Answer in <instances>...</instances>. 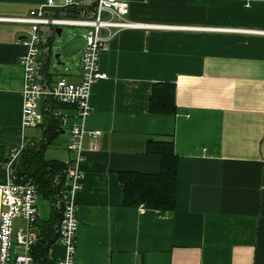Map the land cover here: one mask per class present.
<instances>
[{"label": "crops", "instance_id": "crops-1", "mask_svg": "<svg viewBox=\"0 0 264 264\" xmlns=\"http://www.w3.org/2000/svg\"><path fill=\"white\" fill-rule=\"evenodd\" d=\"M42 1L0 0V16L25 15ZM127 1L132 20L188 27L124 28L100 52L104 76L90 88L85 125L102 134L96 149L88 136L83 141L77 262L264 264V32L247 30L264 29V0ZM29 30L0 20V185L9 150L22 138L18 55ZM42 37L38 72L45 77L50 29ZM83 46L80 38V54ZM80 72L79 65L65 74L78 81ZM155 81L174 84V113L149 110ZM39 132L28 128V139ZM59 137L66 142L68 130ZM150 137H172L177 155L175 206L163 213L123 203L120 171L160 170V155L144 151ZM65 152L64 162L66 144ZM51 211H39L37 235ZM63 252L56 239L48 257Z\"/></svg>", "mask_w": 264, "mask_h": 264}, {"label": "built area", "instance_id": "built-area-1", "mask_svg": "<svg viewBox=\"0 0 264 264\" xmlns=\"http://www.w3.org/2000/svg\"><path fill=\"white\" fill-rule=\"evenodd\" d=\"M56 10L61 12L57 14ZM128 11L127 0H44L25 15L0 16V20L25 22L30 26L28 34L21 39L26 48L18 55V62L23 67L22 138L9 150L6 162L8 178L0 185V264H45L31 252L38 238L33 231L39 216L40 195L37 186L33 182L16 181L9 174L11 161L28 141L27 129L37 126L43 120L39 108L42 97H51L71 107L51 110L59 118L61 129L68 130V157L59 188L60 219L57 237L64 252L52 264H80L75 256L78 226L76 193L82 187L85 169L84 137L88 136L91 139L90 147L96 149L102 134L100 129L87 128L85 125L92 111L90 88L104 76L99 66L100 52L107 41L124 28L188 27L132 20L128 17ZM45 25H52L54 29L68 25L86 27L82 33L84 46L78 81H71L64 73L53 75L51 80L39 74V55L44 45L42 28ZM247 30L264 32V29ZM17 217L23 223L14 230V219Z\"/></svg>", "mask_w": 264, "mask_h": 264}, {"label": "trees", "instance_id": "trees-1", "mask_svg": "<svg viewBox=\"0 0 264 264\" xmlns=\"http://www.w3.org/2000/svg\"><path fill=\"white\" fill-rule=\"evenodd\" d=\"M60 12L56 10L57 14ZM46 63L47 61L43 64L44 67ZM44 75L47 80H51L55 74L45 72ZM66 106L51 97L41 98L39 108L43 113V120L37 125L40 132L37 136L29 137L26 145L11 161L9 167V174L14 180L33 182L37 186L40 197L50 203L52 210L50 218L42 223V233L38 235L31 249L36 259L45 264L54 262L48 257V249L58 237L59 188L65 171V162L62 159L46 156L48 146L55 141L61 129L59 118L51 110ZM149 110L159 113H174L176 111L173 83L163 81L153 83ZM144 151L160 155V170L156 173L134 170L120 171L123 203L152 208L159 213L171 211L175 206L177 172V155L173 149V138H147L144 142ZM8 159L9 156L6 158V162Z\"/></svg>", "mask_w": 264, "mask_h": 264}, {"label": "rangeland", "instance_id": "rangeland-1", "mask_svg": "<svg viewBox=\"0 0 264 264\" xmlns=\"http://www.w3.org/2000/svg\"><path fill=\"white\" fill-rule=\"evenodd\" d=\"M45 27L47 29H50L53 35V40L50 44L51 58L49 61V63L51 62V72L56 74H65L69 73L73 69H77L79 65L81 67V54L78 47L80 43V38L83 39L82 33L86 31V27L76 25L61 26V31L59 34L56 32V30H54V26L45 25ZM46 37L47 36H45L44 39H46ZM55 53H59L58 58L63 63H57ZM65 144L66 142L64 141V137L57 138L50 146H48L46 150V156L49 158H61L62 156H66ZM40 206H42V209ZM38 207L40 212L41 210L42 212H50L49 203L42 197H40L38 200ZM18 225H22L21 220L14 221V228L18 227Z\"/></svg>", "mask_w": 264, "mask_h": 264}, {"label": "water", "instance_id": "water-1", "mask_svg": "<svg viewBox=\"0 0 264 264\" xmlns=\"http://www.w3.org/2000/svg\"><path fill=\"white\" fill-rule=\"evenodd\" d=\"M55 30H56V32L59 34L60 31H61V27L57 26V27L55 28ZM58 56H59V53H55V58L57 59V63H63L62 61L59 60Z\"/></svg>", "mask_w": 264, "mask_h": 264}]
</instances>
